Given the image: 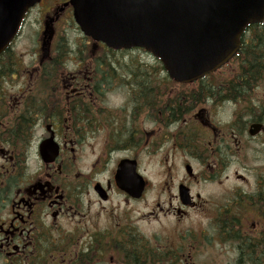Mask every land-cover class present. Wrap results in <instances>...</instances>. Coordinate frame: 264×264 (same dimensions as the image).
Returning <instances> with one entry per match:
<instances>
[{
  "label": "flooded vegetation",
  "instance_id": "flooded-vegetation-1",
  "mask_svg": "<svg viewBox=\"0 0 264 264\" xmlns=\"http://www.w3.org/2000/svg\"><path fill=\"white\" fill-rule=\"evenodd\" d=\"M34 13L56 36L24 55ZM72 27L40 0L0 54V264H264V22L192 83Z\"/></svg>",
  "mask_w": 264,
  "mask_h": 264
},
{
  "label": "water",
  "instance_id": "water-1",
  "mask_svg": "<svg viewBox=\"0 0 264 264\" xmlns=\"http://www.w3.org/2000/svg\"><path fill=\"white\" fill-rule=\"evenodd\" d=\"M38 1L0 0V53ZM70 4L85 36L116 50L143 48L182 83L226 64L237 53L244 31L264 21V0H70ZM54 36V28L47 25L45 54ZM116 178L129 191L137 190L132 183H142L121 171Z\"/></svg>",
  "mask_w": 264,
  "mask_h": 264
},
{
  "label": "rangeland",
  "instance_id": "rangeland-1",
  "mask_svg": "<svg viewBox=\"0 0 264 264\" xmlns=\"http://www.w3.org/2000/svg\"><path fill=\"white\" fill-rule=\"evenodd\" d=\"M38 18L39 17L36 13H34L30 17V19L33 22L29 23L30 25L26 26V28L22 32V36L19 38V41H18L19 47L17 48L18 53L25 55V54H28V51L32 47L35 48V46H40V43H38L37 41L39 40L42 34V31L44 29L43 27L38 26L39 23L36 21V19ZM58 38L60 39L66 38V40L68 39L72 43L76 42V43H81V44H84L85 40L89 39L84 35V33L79 28H73V27L67 30H60L58 32ZM130 51L131 52H123V54L118 52L117 54L120 56L134 55L140 58L143 57L145 60L149 62L151 66L152 65L155 66L157 64L156 61L152 58V54L147 52L145 49L137 48V49H132V50L130 49ZM26 60L28 61L29 57H27ZM159 61L161 62V60ZM189 83H192V82H189ZM109 102L112 104L113 107L120 106L121 104L126 103L125 90L120 89L117 91V93L113 92V94L110 95L109 97ZM144 167L147 170V173L149 174L151 181L157 182L159 180V176H158L159 164L156 161V159L150 158L149 163L145 164ZM105 176H107V173L105 174ZM151 226L152 225H150L148 228H150Z\"/></svg>",
  "mask_w": 264,
  "mask_h": 264
}]
</instances>
